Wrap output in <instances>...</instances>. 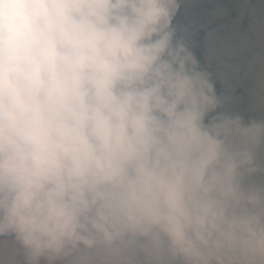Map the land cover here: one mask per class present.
Wrapping results in <instances>:
<instances>
[{
    "label": "clouds",
    "instance_id": "9594fccd",
    "mask_svg": "<svg viewBox=\"0 0 264 264\" xmlns=\"http://www.w3.org/2000/svg\"><path fill=\"white\" fill-rule=\"evenodd\" d=\"M178 0H0V239L24 264H264V121L205 117Z\"/></svg>",
    "mask_w": 264,
    "mask_h": 264
},
{
    "label": "water",
    "instance_id": "95a60500",
    "mask_svg": "<svg viewBox=\"0 0 264 264\" xmlns=\"http://www.w3.org/2000/svg\"><path fill=\"white\" fill-rule=\"evenodd\" d=\"M173 43L182 41L200 70L210 75L220 106L205 117L239 115L247 125L264 121V0H178ZM260 170L243 184L264 185V144L256 150Z\"/></svg>",
    "mask_w": 264,
    "mask_h": 264
},
{
    "label": "crops",
    "instance_id": "0c3cea01",
    "mask_svg": "<svg viewBox=\"0 0 264 264\" xmlns=\"http://www.w3.org/2000/svg\"><path fill=\"white\" fill-rule=\"evenodd\" d=\"M0 264H24V256L19 246L9 239H0ZM41 264H46L42 260ZM56 264H70V258L56 261Z\"/></svg>",
    "mask_w": 264,
    "mask_h": 264
}]
</instances>
